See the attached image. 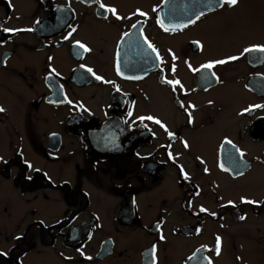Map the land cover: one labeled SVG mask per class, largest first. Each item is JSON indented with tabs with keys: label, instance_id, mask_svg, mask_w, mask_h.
I'll return each mask as SVG.
<instances>
[{
	"label": "flooded vegetation",
	"instance_id": "af4514ba",
	"mask_svg": "<svg viewBox=\"0 0 264 264\" xmlns=\"http://www.w3.org/2000/svg\"><path fill=\"white\" fill-rule=\"evenodd\" d=\"M198 253L264 264V0H0V264Z\"/></svg>",
	"mask_w": 264,
	"mask_h": 264
},
{
	"label": "water",
	"instance_id": "95a60500",
	"mask_svg": "<svg viewBox=\"0 0 264 264\" xmlns=\"http://www.w3.org/2000/svg\"><path fill=\"white\" fill-rule=\"evenodd\" d=\"M188 264H208V263L205 262L202 259V255L198 253V254L194 255V257L189 261Z\"/></svg>",
	"mask_w": 264,
	"mask_h": 264
},
{
	"label": "rangeland",
	"instance_id": "374dc122",
	"mask_svg": "<svg viewBox=\"0 0 264 264\" xmlns=\"http://www.w3.org/2000/svg\"><path fill=\"white\" fill-rule=\"evenodd\" d=\"M19 184V183H18ZM3 194H11L10 190H8L7 192L3 193Z\"/></svg>",
	"mask_w": 264,
	"mask_h": 264
}]
</instances>
